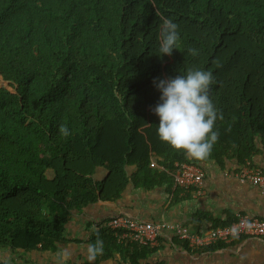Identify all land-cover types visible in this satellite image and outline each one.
Masks as SVG:
<instances>
[{
    "label": "trees",
    "instance_id": "1",
    "mask_svg": "<svg viewBox=\"0 0 264 264\" xmlns=\"http://www.w3.org/2000/svg\"><path fill=\"white\" fill-rule=\"evenodd\" d=\"M165 19L180 36L171 56L159 52ZM189 69L213 72L209 95L223 114L204 161L162 142L153 111L154 80ZM0 75L11 87L0 84V248L57 253L75 211L168 176L154 158L175 185L176 163H254L264 149V0H0ZM97 240L96 263L119 254L167 264L150 259L161 245L120 240L108 225Z\"/></svg>",
    "mask_w": 264,
    "mask_h": 264
},
{
    "label": "crops",
    "instance_id": "2",
    "mask_svg": "<svg viewBox=\"0 0 264 264\" xmlns=\"http://www.w3.org/2000/svg\"><path fill=\"white\" fill-rule=\"evenodd\" d=\"M253 156L254 164L264 169V149ZM225 157L223 164L216 160L201 163L206 171L204 194L195 195L193 190L179 188L174 184L170 171L153 159V165L168 176H162L153 187L137 185L130 181L121 197L115 201L90 204L75 211L67 224V242L57 253L0 248V262L16 261L18 264H130L118 254L96 263V255L89 252L95 237L110 219L118 215L169 224H184L190 228L230 224L241 214L264 218V188L238 177L242 162L236 156ZM133 174L137 166L127 167ZM107 171L101 167L97 178L104 179ZM171 176V177H170ZM107 223V224H106ZM173 232L167 231L158 245L160 249L151 256L153 261L167 264H264V239L245 238L226 244L214 252L189 253L173 243Z\"/></svg>",
    "mask_w": 264,
    "mask_h": 264
},
{
    "label": "clouds",
    "instance_id": "3",
    "mask_svg": "<svg viewBox=\"0 0 264 264\" xmlns=\"http://www.w3.org/2000/svg\"><path fill=\"white\" fill-rule=\"evenodd\" d=\"M178 25L170 19L163 21L159 52L171 56L178 49ZM193 55L196 49H190ZM217 67L220 65L214 61ZM215 82L211 70L189 69L186 75L174 78L154 80V85L161 92L160 103L153 109L159 117L157 129L159 139L177 151H183L187 158L204 161L218 141L219 133L214 130L217 119L223 114L210 98V88ZM60 132L68 135L65 125ZM103 251L102 241L97 240L89 246V252L100 254Z\"/></svg>",
    "mask_w": 264,
    "mask_h": 264
},
{
    "label": "built area",
    "instance_id": "4",
    "mask_svg": "<svg viewBox=\"0 0 264 264\" xmlns=\"http://www.w3.org/2000/svg\"><path fill=\"white\" fill-rule=\"evenodd\" d=\"M180 188L193 190L195 195L204 194L205 169L190 162L176 163L173 173ZM238 177L243 182H252L264 188V169L250 159L241 165ZM108 227L117 231L120 240L130 239L141 244L156 246L167 231L188 244L190 248L203 251L206 247L228 244L245 238L264 239V218L241 214L238 220L221 226L190 228L184 224L154 223L118 215L108 222Z\"/></svg>",
    "mask_w": 264,
    "mask_h": 264
},
{
    "label": "rangeland",
    "instance_id": "5",
    "mask_svg": "<svg viewBox=\"0 0 264 264\" xmlns=\"http://www.w3.org/2000/svg\"><path fill=\"white\" fill-rule=\"evenodd\" d=\"M0 84L3 85V86H6V87H8V88H11V87L9 86L8 82H6V81L3 80L2 76H0Z\"/></svg>",
    "mask_w": 264,
    "mask_h": 264
},
{
    "label": "water",
    "instance_id": "6",
    "mask_svg": "<svg viewBox=\"0 0 264 264\" xmlns=\"http://www.w3.org/2000/svg\"><path fill=\"white\" fill-rule=\"evenodd\" d=\"M1 76V75H0Z\"/></svg>",
    "mask_w": 264,
    "mask_h": 264
}]
</instances>
